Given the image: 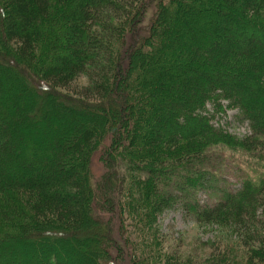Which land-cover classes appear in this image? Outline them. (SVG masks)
Listing matches in <instances>:
<instances>
[{
	"label": "trees",
	"instance_id": "trees-1",
	"mask_svg": "<svg viewBox=\"0 0 264 264\" xmlns=\"http://www.w3.org/2000/svg\"><path fill=\"white\" fill-rule=\"evenodd\" d=\"M15 74L0 264H264V0H0V83ZM222 102L248 134L213 124ZM176 204L237 240L183 258L156 220Z\"/></svg>",
	"mask_w": 264,
	"mask_h": 264
},
{
	"label": "rangeland",
	"instance_id": "rangeland-1",
	"mask_svg": "<svg viewBox=\"0 0 264 264\" xmlns=\"http://www.w3.org/2000/svg\"><path fill=\"white\" fill-rule=\"evenodd\" d=\"M17 81L14 83V81L7 82V84L0 83V95H3V90L7 92L9 90L8 87L13 89L14 87H17L18 84V75H14ZM13 78V76H12ZM244 79V78H243ZM237 80V79H236ZM239 82V81H237ZM79 84H84L83 79L78 80ZM2 88V92H1ZM16 90V89H15ZM9 98L12 96V93L7 92L6 93ZM6 97V96H5ZM34 95H32V98ZM43 97V96H42ZM7 98L4 100L8 104H18L17 101L10 100ZM35 99V97L33 98ZM227 103L222 102V111L215 112L211 105H207V114L209 116L213 115V124L216 127H219L221 130L226 131L227 133L234 135L236 137H242L245 134H248V125L246 122L242 121L239 117V113L236 109H228L226 106ZM33 115V117H32ZM28 118L26 123H20L18 124V128L24 135H31L34 134L36 131V126L33 122H36L35 112L34 108L31 107ZM32 118V119H31ZM5 117L3 114H0V126L3 124ZM121 123V121H120ZM130 124V122H129ZM123 125V124H122ZM4 126V125H3ZM119 127V124H118ZM1 128H3L1 126ZM5 128V127H4ZM3 128V129H4ZM120 129V128H118ZM31 132V133H30ZM47 132V131H46ZM7 133V131H6ZM23 137V136H22ZM23 140L25 138H22ZM4 141V140H3ZM5 143V141H4ZM24 142L23 146L28 147V144H25ZM14 145L10 144V148L12 150V147ZM94 159H97L94 156ZM102 170L99 164H97L96 160L93 161V168H92V184L94 185V182L96 183L98 178L101 176ZM230 177V181L232 183L235 182V177L233 175L232 170H230L229 173H227ZM40 175V174H39ZM236 189V188H235ZM101 203V202H100ZM99 213L97 214V221L99 220V225H101V220L103 218L107 217V214L103 209H99ZM157 227L160 235L163 237L164 245L168 248L171 245H174L178 247L177 249L180 251V253L183 255V258H189L191 256V259L193 258L194 263L198 262L199 260L205 258L211 249L214 247L212 245L214 244H221L220 246L224 247V243L227 241H236V235L233 232L234 229H228L225 227H218L216 225H206V224H198L194 222L192 217L186 216L184 211L181 209L179 205H175L169 210H165L160 215L157 216ZM103 234V233H102ZM128 237V235H126ZM123 237V236H122ZM229 244H235L234 242H231ZM125 247V246H123ZM13 251H10V253ZM16 254V253H15ZM124 254V253H123ZM11 257V255L9 254ZM126 258L130 257V250H126ZM9 258V257H8ZM12 258V257H11ZM18 258H21V256H18ZM130 260V259H129ZM16 261V258H15ZM124 261V260H123ZM12 264V263H9ZM27 264H32L31 261H29ZM123 264V263H122ZM125 264V263H124Z\"/></svg>",
	"mask_w": 264,
	"mask_h": 264
}]
</instances>
